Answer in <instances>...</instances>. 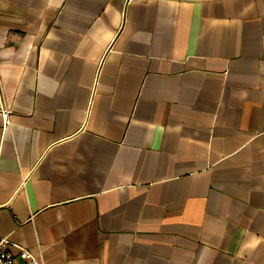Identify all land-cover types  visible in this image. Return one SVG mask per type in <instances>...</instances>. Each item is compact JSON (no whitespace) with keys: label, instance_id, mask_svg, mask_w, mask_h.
Here are the masks:
<instances>
[{"label":"crops","instance_id":"crops-1","mask_svg":"<svg viewBox=\"0 0 264 264\" xmlns=\"http://www.w3.org/2000/svg\"><path fill=\"white\" fill-rule=\"evenodd\" d=\"M0 235L264 264V0H0Z\"/></svg>","mask_w":264,"mask_h":264},{"label":"built area","instance_id":"built-area-1","mask_svg":"<svg viewBox=\"0 0 264 264\" xmlns=\"http://www.w3.org/2000/svg\"><path fill=\"white\" fill-rule=\"evenodd\" d=\"M8 122L9 118L6 116V123ZM10 246L9 238L0 235V264H44L31 248L18 246V253H13Z\"/></svg>","mask_w":264,"mask_h":264}]
</instances>
